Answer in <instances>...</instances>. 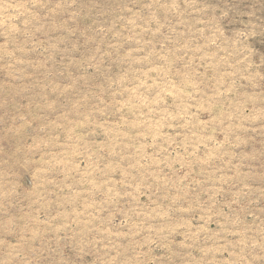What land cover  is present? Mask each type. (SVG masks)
Masks as SVG:
<instances>
[{
  "label": "rangeland",
  "instance_id": "rangeland-1",
  "mask_svg": "<svg viewBox=\"0 0 264 264\" xmlns=\"http://www.w3.org/2000/svg\"><path fill=\"white\" fill-rule=\"evenodd\" d=\"M0 264H264V0H0Z\"/></svg>",
  "mask_w": 264,
  "mask_h": 264
}]
</instances>
